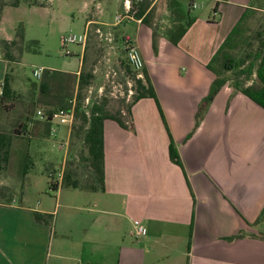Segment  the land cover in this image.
Masks as SVG:
<instances>
[{
  "label": "crops",
  "instance_id": "0c3cea01",
  "mask_svg": "<svg viewBox=\"0 0 264 264\" xmlns=\"http://www.w3.org/2000/svg\"><path fill=\"white\" fill-rule=\"evenodd\" d=\"M208 1L178 45L158 32L156 51L152 28L130 21L136 27L126 37L140 49L158 104L146 98L132 106V131L104 121V192L48 185L35 204L29 174L20 196L5 191L0 264H264V241L228 240L256 234L264 208V109L229 81L205 102L216 80L208 63L248 9L264 7L228 0L214 11L215 0ZM5 71L0 57V85ZM171 139L183 169L170 160ZM35 213L52 215V225L36 222ZM137 225L145 236L133 235Z\"/></svg>",
  "mask_w": 264,
  "mask_h": 264
},
{
  "label": "rangeland",
  "instance_id": "374dc122",
  "mask_svg": "<svg viewBox=\"0 0 264 264\" xmlns=\"http://www.w3.org/2000/svg\"><path fill=\"white\" fill-rule=\"evenodd\" d=\"M36 1L38 6L32 7L22 2L18 7H6L2 14L3 20L2 17L0 20V39H5L7 36H13L15 39L22 28L24 41L27 44L36 42L27 48L24 45L22 52L15 51L13 63L6 62L5 74H10L13 88L18 97L13 104L7 103L6 108L0 107V128L11 130L18 127L26 116L35 120L38 110L46 113L49 109H59L58 98L65 99L69 93L68 101L76 97L75 80L82 68L83 51L87 43L97 49V57H93L92 63L90 62L88 66L89 69L93 68L95 80L87 91V98L91 102L100 100L102 97L106 98L108 100L107 110L111 113L124 110L125 106L130 103L134 90L130 77L123 80L126 74L119 59L126 61L122 40L127 38V35H132L136 25L130 21H124L114 26L88 22L101 20L108 24H114L115 17L120 12L118 6L125 0ZM98 1L103 2L101 3L102 8H98ZM166 1L156 0V12L152 20L156 24L155 26L160 25L165 28L169 23L168 13L165 10ZM195 2L198 8L191 10V15L195 18L206 14L211 7L208 0H195ZM187 3L186 0V7ZM258 4L264 7V0H258ZM131 6L133 7L132 2ZM263 25L264 9L255 12L248 18L246 25L248 34L260 29ZM85 30L88 31L85 47L71 45L69 50L72 55H65L61 47V38L69 34L81 35ZM37 68L44 70L39 80L33 77V70ZM227 76L230 77V74ZM31 81H35L38 85L46 83L48 85L47 94L36 92L37 100L30 99ZM31 107H33L32 113L29 114ZM34 134L32 139L28 138L30 140L28 143L24 142L25 139L16 137L13 143L11 166L7 174L0 172V182H7V185L14 189L13 195L19 196L22 189L29 184V200L37 204L41 197L45 196L49 185L45 170H57L62 166L64 168L68 155L62 165L63 152L54 149L52 143L47 141L45 128L37 125ZM72 145L75 159H79L80 144L74 142L71 137L68 150ZM23 151L25 153L29 151L34 167L29 173V183L25 182L19 188L14 168L24 156ZM57 178L58 175L55 172V179ZM31 181L32 183H30ZM9 193L10 191H8ZM256 234L264 238V224L256 228Z\"/></svg>",
  "mask_w": 264,
  "mask_h": 264
},
{
  "label": "trees",
  "instance_id": "16d2710c",
  "mask_svg": "<svg viewBox=\"0 0 264 264\" xmlns=\"http://www.w3.org/2000/svg\"><path fill=\"white\" fill-rule=\"evenodd\" d=\"M130 1L132 2L133 7L137 9L135 15L136 18L141 19L145 25L152 28L153 48L155 51L157 50V37L160 32L171 44L178 45L196 20L195 17L191 15V7L193 4L192 0H187V9H185L186 0H167L166 11L168 12L169 23L161 30L159 26H153L154 24L152 22L156 12L155 0ZM226 1L228 0H215L214 11H217L220 3ZM22 2H25L32 7L38 6L36 0H0V20L6 7H18ZM248 10L249 11L241 17L240 21L232 29L228 37L207 65L208 69L216 75V80L214 81L210 93L206 98V103H209L216 93L229 81L235 92L243 94L264 109V25L253 33L250 32L248 34L246 27L248 18L257 12L254 9ZM127 40L129 39L125 38L122 41L125 42ZM116 42L117 39L115 40V43ZM35 43L36 42L34 41L27 44L24 41V31L21 28L15 39H0V57L8 63H13L15 61V51L22 52L24 45L27 48L30 44L33 45ZM93 57H97V49L92 47L90 43H87L85 50L83 51L82 68L79 76L75 80V88L77 89V106L75 125L71 135L72 140L80 144L78 152L79 159H75L72 145V147L68 150L69 154L67 153L68 159L66 160L62 171L61 181H55V172L58 173L60 169L45 170V174L49 179V188L51 190L59 185L64 189L104 192V121L106 119L115 120L124 129L132 131V125L127 123L128 115L132 106L139 100L146 98L154 99L158 104L156 92L148 72L144 68L141 71H134L127 63V60L125 61L121 58L119 60L126 74L123 77V80L124 78L130 77V80L133 82L134 90L130 103L124 108L125 115L122 111L116 113L109 112L107 110L108 100L104 97L100 100L92 102L89 101L88 104H85L87 91L95 80L93 68H88ZM227 74H230V77H228ZM30 86L31 89L29 96L32 100H37L36 92L47 94L48 85L46 83L38 85L35 81H31ZM17 97L18 96L16 95L12 85L10 74L6 73L1 84L0 107L6 108L7 103L13 104ZM69 97L70 93L66 95L65 99L58 98L57 103L60 106L59 109L66 108L68 106ZM32 108L33 107L29 110V114L32 113ZM57 110L49 109L46 113L52 114ZM201 118L202 109H200L197 114L196 127L200 124ZM37 125H41L45 128V134L47 137L50 126L49 123L35 121L34 119H31L30 116H26L18 127L11 130H4L0 128L1 173L7 174V171L11 166L13 143L15 142L16 137H21L25 139V143H28L30 141L28 138L32 139L34 137V131ZM169 156L173 164L183 169L180 155L172 139L169 145ZM21 160L14 168L16 180L19 181V188H21L26 182L28 174L34 167L29 151H26ZM5 191H10L12 196L14 189L10 187L0 189V202L2 201L1 196L5 193ZM35 220L38 223L52 225L53 216L35 213ZM262 224H264V208L252 226L258 228ZM247 236L264 241V238L258 236L257 234H247L244 231H241L228 240L233 241L236 239L246 238Z\"/></svg>",
  "mask_w": 264,
  "mask_h": 264
},
{
  "label": "built area",
  "instance_id": "2783aa9c",
  "mask_svg": "<svg viewBox=\"0 0 264 264\" xmlns=\"http://www.w3.org/2000/svg\"><path fill=\"white\" fill-rule=\"evenodd\" d=\"M127 7L123 14L117 15L115 17L114 24H120L124 21L135 20L137 9L131 6L130 0L126 2ZM192 9L198 8L196 3L192 4ZM135 17V18H134ZM88 39V31L81 35L69 34L61 38V47L65 55L71 56L72 52L69 50L71 45H80L85 47ZM123 50L125 52L126 60L129 66L134 71H141L144 68V59L140 52V49L130 40L124 42ZM44 70L42 68H37L33 70V77L36 80L41 79ZM89 103V98L86 99V104ZM77 98L74 97L68 101V106L63 109H59L52 114L44 113L41 110L36 112L35 120L49 123V132L47 136V141L52 143L54 149L63 152V164L67 157L69 142L71 139L73 127L75 125V115H76ZM63 166L57 173L58 180L62 179ZM147 234V229L142 225H137L133 235L135 237H143Z\"/></svg>",
  "mask_w": 264,
  "mask_h": 264
}]
</instances>
